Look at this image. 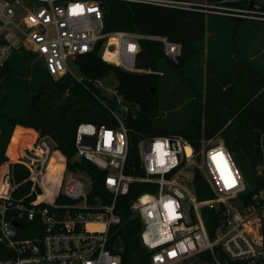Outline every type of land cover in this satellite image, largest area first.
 Masks as SVG:
<instances>
[{
    "label": "built area",
    "instance_id": "2783aa9c",
    "mask_svg": "<svg viewBox=\"0 0 264 264\" xmlns=\"http://www.w3.org/2000/svg\"><path fill=\"white\" fill-rule=\"evenodd\" d=\"M102 1L0 0V67L11 53L25 49L35 53L53 77L69 73L81 80L72 73L69 60L75 62L77 55L98 49L104 61L128 71L162 74L137 66L140 40H160L169 57L180 54L182 43L168 36L104 31ZM120 1L264 21V0ZM97 85L100 88L99 80ZM112 86L105 97L115 100L116 106L108 108L117 124L81 122L71 160L72 164L88 160L103 171L112 201H91L89 174L68 168V159L53 142L36 132L30 145L19 148L16 160L0 166V264H122L120 254L109 247L110 231L121 222L116 200L128 195L133 183L150 188L131 202L133 213L142 220L140 238L151 252L150 264H264V126L259 129L255 159L247 157L245 170L217 135L203 139L196 150L182 135L167 134L139 139L143 174L126 172L125 119L134 109L116 84ZM53 159L61 165V178L49 198L47 178ZM14 162L27 168L21 183L30 182L29 192L19 201L12 196L19 185L11 171ZM197 170L207 183L201 191L213 193L209 198H199ZM9 210L15 213L9 215ZM22 219L32 221L34 235H21Z\"/></svg>",
    "mask_w": 264,
    "mask_h": 264
},
{
    "label": "trees",
    "instance_id": "16d2710c",
    "mask_svg": "<svg viewBox=\"0 0 264 264\" xmlns=\"http://www.w3.org/2000/svg\"><path fill=\"white\" fill-rule=\"evenodd\" d=\"M102 6L104 31L168 36L182 43L180 54L169 57L160 40L142 38L136 64L163 72L159 74L123 69L104 61L97 49L76 56L79 80L69 73L55 78L32 51H14L0 67V166L9 157L16 160L9 145L16 127L24 131L18 137L24 144H29L37 132L49 138L68 159V168L89 174L91 201L110 203L112 196L104 186V172L88 160L75 164L71 160L81 122L111 127L117 124L108 108L116 106L115 100L103 96L97 85L98 80L113 73L118 80L117 92L134 109L125 119L129 135L126 172L143 174L139 139L167 134L182 135L196 150L203 139L217 135L245 170L247 157L255 159L259 129L264 126V54L255 47L263 21L120 0H103ZM204 40L227 48L228 53L221 47H199ZM60 167L51 160L49 178L55 182L61 178ZM11 171L14 183L19 184L13 200L19 201L30 190V182L21 183L28 171L17 162L11 163ZM195 185L199 198L213 195L208 189L201 191L207 183L198 170ZM149 190L144 183H133L129 194L116 200L121 222L111 227L109 247L120 254L122 264H150L151 252L140 238L142 220L131 209L132 200ZM11 213L15 212L9 210ZM206 221L210 226L208 217ZM32 224L22 219L21 235H34Z\"/></svg>",
    "mask_w": 264,
    "mask_h": 264
},
{
    "label": "rangeland",
    "instance_id": "374dc122",
    "mask_svg": "<svg viewBox=\"0 0 264 264\" xmlns=\"http://www.w3.org/2000/svg\"><path fill=\"white\" fill-rule=\"evenodd\" d=\"M253 21H256V20H253ZM203 42L202 44H199L198 46L199 47H202L204 48L205 50H207L208 48H218V47H221L223 49V51L227 52L225 49V47L221 46V45H218V44H215V43H212L208 40H204V41H201ZM255 47L257 49H259V54H264V21L262 22V25L260 26V30H259V37L257 39V42L255 44ZM228 50V49H227ZM231 51V50H230ZM232 52V51H231ZM228 53V52H227ZM233 53V52H232ZM232 57V60H233V63H234V58L232 56L231 53H229ZM235 59H237V61L239 62L238 58L236 57V55L233 53ZM68 65L72 71V73L75 75V76H80L81 73H80V70L77 66V64L75 62H73L71 59L69 60L68 62ZM118 80L116 78V76L113 74V73H110L107 77H104L102 79L99 80V85H100V90L102 92V94L106 97L110 96L111 95V89H112V85H115L117 84ZM21 133H24V131L17 127L14 131V136L11 138L10 140V147L12 149V152L15 154V157L17 156L18 154V150L16 151V147H18V143L20 145V142H19V135ZM15 138V140H13ZM14 141V142H13ZM16 151V152H15ZM8 154V153H7ZM10 159V158H9ZM10 161V160H8Z\"/></svg>",
    "mask_w": 264,
    "mask_h": 264
},
{
    "label": "bare ground",
    "instance_id": "6f19581e",
    "mask_svg": "<svg viewBox=\"0 0 264 264\" xmlns=\"http://www.w3.org/2000/svg\"><path fill=\"white\" fill-rule=\"evenodd\" d=\"M105 56H106V57H109V58H112V59H113V57H114V55L111 54V53H109V52H106ZM34 136H36V134H35ZM34 139H35V138H34ZM34 139H33L29 144L20 143V145H19V143H18V147H16V151H17V150L19 151V148H20V147H23V146H25V145H30V144L34 141ZM16 151H15V152H16ZM17 156H18V154H17ZM17 156H16V159H17ZM47 182H48V185H49V189L47 190V196H48L49 198H52L53 195H54V193H55L56 185H57L59 182H55V181H53L51 178H47ZM89 226H90V227H93V228H95V227H101V226L98 225V224H90Z\"/></svg>",
    "mask_w": 264,
    "mask_h": 264
},
{
    "label": "water",
    "instance_id": "95a60500",
    "mask_svg": "<svg viewBox=\"0 0 264 264\" xmlns=\"http://www.w3.org/2000/svg\"><path fill=\"white\" fill-rule=\"evenodd\" d=\"M251 6L260 7V5H259L258 3H256V2H252ZM14 223H15L16 225H19V223L16 222V221H14Z\"/></svg>",
    "mask_w": 264,
    "mask_h": 264
},
{
    "label": "crops",
    "instance_id": "0c3cea01",
    "mask_svg": "<svg viewBox=\"0 0 264 264\" xmlns=\"http://www.w3.org/2000/svg\"><path fill=\"white\" fill-rule=\"evenodd\" d=\"M16 128H17V127H16ZM23 128H24V127H23ZM14 131H15V130H14ZM14 131H13V132H14ZM33 131H35V130H33ZM35 132H36V131H35ZM12 135H13V134H12ZM8 156H9V155H8ZM9 158H10V157H9ZM9 160H10L11 162H13V161H14V160H11V159H9Z\"/></svg>",
    "mask_w": 264,
    "mask_h": 264
}]
</instances>
